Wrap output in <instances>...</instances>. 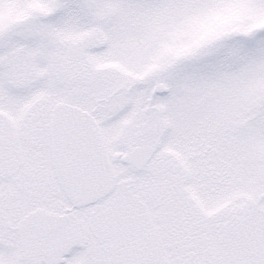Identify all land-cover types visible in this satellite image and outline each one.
I'll return each mask as SVG.
<instances>
[{
	"label": "snow or ice",
	"instance_id": "snow-or-ice-1",
	"mask_svg": "<svg viewBox=\"0 0 264 264\" xmlns=\"http://www.w3.org/2000/svg\"><path fill=\"white\" fill-rule=\"evenodd\" d=\"M0 264H264V0H0Z\"/></svg>",
	"mask_w": 264,
	"mask_h": 264
}]
</instances>
